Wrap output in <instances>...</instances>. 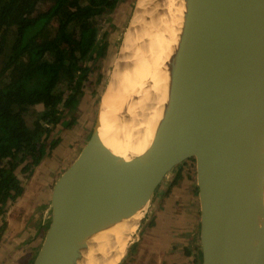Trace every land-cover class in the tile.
<instances>
[{
	"label": "water",
	"instance_id": "95a60500",
	"mask_svg": "<svg viewBox=\"0 0 264 264\" xmlns=\"http://www.w3.org/2000/svg\"><path fill=\"white\" fill-rule=\"evenodd\" d=\"M186 2L151 146L126 162L101 143L96 119L51 187L28 264H78L93 235L143 209L145 230L156 193L185 163L195 171L200 263L264 264V0Z\"/></svg>",
	"mask_w": 264,
	"mask_h": 264
},
{
	"label": "trees",
	"instance_id": "16d2710c",
	"mask_svg": "<svg viewBox=\"0 0 264 264\" xmlns=\"http://www.w3.org/2000/svg\"><path fill=\"white\" fill-rule=\"evenodd\" d=\"M43 4L48 8L38 11ZM116 5L117 0H0V166L6 163L0 168V210L22 194L15 166H38L48 126L60 121L57 108L75 106L89 72L84 63L104 53L97 19ZM36 106L43 112H32L29 125L25 115Z\"/></svg>",
	"mask_w": 264,
	"mask_h": 264
},
{
	"label": "bare ground",
	"instance_id": "6f19581e",
	"mask_svg": "<svg viewBox=\"0 0 264 264\" xmlns=\"http://www.w3.org/2000/svg\"><path fill=\"white\" fill-rule=\"evenodd\" d=\"M186 3L138 0L113 63L97 109V132L101 143L126 162L149 149L163 119ZM143 212L93 235L78 264H118Z\"/></svg>",
	"mask_w": 264,
	"mask_h": 264
},
{
	"label": "rangeland",
	"instance_id": "374dc122",
	"mask_svg": "<svg viewBox=\"0 0 264 264\" xmlns=\"http://www.w3.org/2000/svg\"><path fill=\"white\" fill-rule=\"evenodd\" d=\"M137 2L138 0H117L116 8L112 12L97 19V40H99L98 44L105 46L104 53L97 59L84 63L83 67H88L89 72L86 81L82 83V92L77 96V102L75 106L70 109H65L62 106L57 108L59 110L58 112L61 114L60 121L56 125L48 126L49 132L47 133V138L44 140L43 144L42 160H44V162L42 163V160L40 161L42 172L48 171L51 173L54 170L59 169L60 172H57L58 177L73 162V160L78 156L80 150L88 141L96 121L97 109L101 95L107 85V81L109 79V75L111 74V69L113 68V63L116 59V56L120 52L123 37L132 22L134 14L137 11ZM47 8V5L43 4L38 7V11H43ZM43 37L45 40H48L49 34L46 33V35L44 34ZM62 92H65V90ZM32 112L35 115H41L43 108L41 106H36L32 109V111L25 115L26 121L29 125H31L33 119L35 118V116L32 115ZM53 143H55V145H52ZM30 162L31 159L29 158L25 163L28 164ZM63 162H65L66 165L61 167ZM5 165L6 163L2 164L0 168H4ZM24 166L25 164L15 166L16 168L14 170V175L19 179V182L21 181L20 186L22 191L24 189L23 186H27L32 179L35 168H32V171H27L24 169ZM53 182L51 186H48V189H51ZM178 195L180 201H176ZM158 198L169 202L176 211L178 210L179 205L182 206L185 212L186 209L188 210L189 215L188 217H184L182 220V222L184 221L185 225L184 227H181L180 230L186 231V226H189L190 228L194 223L195 235L194 238L191 237L188 239V241H186L187 239L185 238L181 246L184 247L189 257L190 253H193V255H191L192 259L195 261L199 260L200 262V247L198 242L199 210L194 166L192 164L185 163L183 166H180L178 169H176V171H174L165 180L161 188L156 193L152 201V206H155L156 200ZM16 199H18V197L10 202L14 203ZM185 205L190 206V208L186 207ZM11 207H14V205ZM39 207L37 209H39ZM4 212L5 211L3 207L0 210V215H3ZM143 215L144 212L140 216L143 217ZM140 216L137 219L135 228L130 231L129 235L127 236L128 241L131 240V238L132 240L127 246L128 255L122 264H141L144 260H139L137 258L138 242L136 241V234L140 228L143 230V233H145L146 229L144 230L142 227L147 219V216L145 219H143L139 228V220L141 218ZM180 218H182V216ZM3 223L6 225L5 222ZM155 224L156 222L150 220L147 228H154ZM4 225L3 229L5 228ZM151 259L153 260L151 264H155L154 256Z\"/></svg>",
	"mask_w": 264,
	"mask_h": 264
},
{
	"label": "crops",
	"instance_id": "0c3cea01",
	"mask_svg": "<svg viewBox=\"0 0 264 264\" xmlns=\"http://www.w3.org/2000/svg\"><path fill=\"white\" fill-rule=\"evenodd\" d=\"M65 165L63 162L61 167ZM57 172L60 170L42 172L40 163L34 168L28 185L23 186L20 197L14 203L8 202L4 206L5 212L0 215V264H28L34 246L49 218L51 189H48V186H51L57 177ZM176 201H180L179 195ZM12 205L14 207H11ZM151 211V220L156 222L155 227L151 229L146 227L145 233L138 240L137 258L144 259L141 264H151L153 256L155 264H201L199 260L192 259L193 253H190L189 257L181 246L185 238L188 241L195 235L194 223L190 228L186 226V231L180 230L185 225L182 220L188 217V210L185 212L179 205L176 211L169 202L161 199L160 202L156 200L155 206H151Z\"/></svg>",
	"mask_w": 264,
	"mask_h": 264
},
{
	"label": "flooded vegetation",
	"instance_id": "af4514ba",
	"mask_svg": "<svg viewBox=\"0 0 264 264\" xmlns=\"http://www.w3.org/2000/svg\"><path fill=\"white\" fill-rule=\"evenodd\" d=\"M36 167H37V166H36ZM16 178H17V177H16ZM17 179H18V178H17ZM18 180H19V179H18ZM9 202H10V201H9ZM7 203H8V202H7ZM7 203H6V204H7ZM4 206H5V205H4Z\"/></svg>",
	"mask_w": 264,
	"mask_h": 264
}]
</instances>
